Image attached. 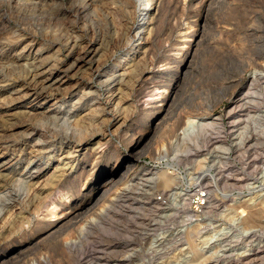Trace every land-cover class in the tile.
<instances>
[{
	"label": "rangeland",
	"instance_id": "374dc122",
	"mask_svg": "<svg viewBox=\"0 0 264 264\" xmlns=\"http://www.w3.org/2000/svg\"><path fill=\"white\" fill-rule=\"evenodd\" d=\"M262 66L264 0H0V264H260Z\"/></svg>",
	"mask_w": 264,
	"mask_h": 264
},
{
	"label": "bare ground",
	"instance_id": "6f19581e",
	"mask_svg": "<svg viewBox=\"0 0 264 264\" xmlns=\"http://www.w3.org/2000/svg\"><path fill=\"white\" fill-rule=\"evenodd\" d=\"M138 2L142 5V6H144V8H145V10H150L151 9V7L153 6V3L155 2V0H138ZM148 16H149V12H147V13H145L143 16H142V22H143V25H145V23H146V21H147V18H148ZM141 34V33H140ZM137 36H139V33L137 34ZM136 36V37H137ZM27 52V51H26ZM83 58L82 59H84L85 58V56H82ZM88 57V56H87ZM81 58V57H80ZM86 59V58H85ZM75 62H76V60H75ZM75 62H73V63H75ZM72 64V63H71ZM37 66V65H36ZM60 66V65H59ZM75 66V65H74ZM41 67L43 68L44 66H42L41 65ZM40 67V68H41ZM56 67V66H55ZM41 68V69H42ZM67 68V67H66ZM65 68V69H66ZM73 67H71V69H72ZM36 69H37V67H36ZM50 69V68H49ZM53 70H54V68H52ZM61 69V68H60ZM63 69V68H62ZM61 69V70H62ZM68 69H69V66H68ZM43 70V69H42ZM46 70H48V69H46ZM46 70H44V71H41L37 76L35 75L34 76V81L36 82V88H35V86H34V88H35V90H36V92L35 93H32L31 95H32V97H33V99H35V101H38L40 98H41V93L42 92H44V91H46L47 92V86H49V84L48 83H50V82H54V80L57 78V73L56 72H47ZM51 70V69H50ZM70 70V69H69ZM261 71H256L255 73L253 72L252 73V77H251V80H252V82H253V84H255V82L256 81H258L259 80V77L261 76V75H263V72H264V66H262L261 67V69H260ZM71 71V70H70ZM64 72V71H63ZM56 73V74H55ZM66 73H68L67 71H66ZM64 75V74H63ZM33 77V76H32ZM264 77H262V79H263ZM31 79V80H32ZM32 80V81H33ZM58 80V79H57ZM109 80V79H108ZM111 80H113V79H111ZM108 83H110V81L108 82ZM117 83V82H116ZM48 84V85H47ZM111 84H113V83H111ZM32 86V85H31ZM253 86V85H252ZM51 87V86H50ZM60 87V86H59ZM24 88V87H23ZM110 89V88H109ZM112 89V88H111ZM110 89V90H111ZM29 90V89H28ZM109 91V90H108ZM40 92V93H39ZM27 94V93H26ZM25 94V95H26ZM56 95V94H55ZM114 95V94H113ZM112 95V96H113ZM250 95V94H249ZM28 96V95H27ZM30 96V95H29ZM252 96V95H251ZM46 97V96H45ZM247 98V97H246ZM48 100V99H47ZM34 101V100H33ZM46 101V100H45ZM245 101H247V99L245 100V97L243 98H238V99H236V100H233L232 101V104L233 105H235V106H237L238 108H240V109H243L244 107H245ZM249 102V101H248ZM36 104V103H35ZM249 104V103H248ZM251 104V103H250ZM254 104H256V103H254ZM54 105V104H53ZM247 106V105H246ZM118 108V107H117ZM233 111H229L228 113H227V115H226V117L228 118V120L230 121V120H232L233 119ZM209 114H207L206 116H204V117H202L200 120H209ZM210 122H199L197 119H188L187 120V124H186V126H185V128L183 129V130H181V133L180 134H182V132L184 133V134H186L187 132H188V130H192V129H194L197 125L198 126H200V129L201 128H203V127H207L208 125H210L211 127L212 126H218V127H220L222 124V121H223V116H218V117H215V118H211L210 120H209ZM230 123V122H229ZM237 124V120H235V121H232L229 125H230V131L232 132V131H234V128H235V125ZM221 128H222V126H221ZM199 129V128H198ZM221 130H223V129H221ZM32 131V130H31ZM34 131V130H33ZM230 132V133H231ZM41 133V132H40ZM233 133V132H232ZM32 134V133H31ZM39 135V134H38ZM183 135V134H182ZM184 136V135H183ZM241 137V136H240ZM240 137L238 136V138L240 139ZM68 142V141H67ZM62 144V143H61ZM222 147V146H221ZM217 149V148H216ZM51 150V149H50ZM73 150V149H72ZM225 152H226V150H228V148L225 150V148L223 149ZM75 152V151H74ZM227 153V152H226ZM71 154V153H70ZM74 154V153H73ZM225 154V153H224ZM2 165V164H1ZM35 166V165H34ZM42 167V166H41ZM33 169V168H32ZM32 169L31 170H29V171H27V173L24 175V180H26V182H27V180H29V181H34V180H36V179H38L39 177H40V172H36V173H33L32 172ZM36 169H38L37 167H36ZM41 169H39V170H37V171H40ZM43 170V169H42ZM168 179V178H167ZM167 179H165L164 180V182H163V186L166 188V187H169V185H170V183H171V181L170 180H167ZM211 179H212V177H211ZM28 181V182H29ZM27 182V183H28ZM162 183V182H161ZM33 193H35V192H33ZM262 204V203H261ZM259 205V204H258ZM242 206V205H241ZM244 207H245V205H243ZM261 206V208H263L262 207V205H259V207ZM261 208H258V209H256V210H251L250 208H247V209H243V210H245L246 212H245V216H247L249 219H257V218H259V214H261ZM49 212H50V216H52V217H57V214H58V207L57 206H54L53 207V210L52 211H50L49 210ZM244 212V211H243ZM242 212V213H243ZM246 213H247V215H246ZM247 218V219H248ZM8 220V219H7ZM257 227H260V225L259 226H257ZM264 227V226H263ZM263 249H264V247H262ZM259 250V249H258ZM262 250V249H261ZM260 257V256H259ZM258 262H260V264H264V257H262V258H259V260H258Z\"/></svg>",
	"mask_w": 264,
	"mask_h": 264
},
{
	"label": "built area",
	"instance_id": "2783aa9c",
	"mask_svg": "<svg viewBox=\"0 0 264 264\" xmlns=\"http://www.w3.org/2000/svg\"><path fill=\"white\" fill-rule=\"evenodd\" d=\"M158 163L167 165L166 161L160 160ZM195 191L194 193V198L192 201V212L193 214H202L206 210L209 204V198H210V193L209 189L204 185V183L201 180H197L194 185H192L191 188L188 187V190ZM154 200L158 202L159 204H164L166 203V197L164 194H156L154 195Z\"/></svg>",
	"mask_w": 264,
	"mask_h": 264
}]
</instances>
